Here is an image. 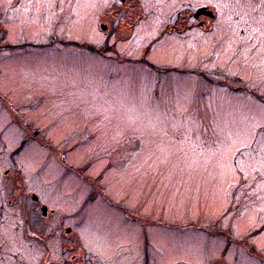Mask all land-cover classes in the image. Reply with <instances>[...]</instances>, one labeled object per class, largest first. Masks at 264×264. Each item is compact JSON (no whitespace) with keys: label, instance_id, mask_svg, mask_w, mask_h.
<instances>
[{"label":"rangeland","instance_id":"obj_1","mask_svg":"<svg viewBox=\"0 0 264 264\" xmlns=\"http://www.w3.org/2000/svg\"><path fill=\"white\" fill-rule=\"evenodd\" d=\"M0 5V186L20 169L58 216L84 218L98 264H143L145 236L164 264H264V0ZM200 5L214 34H167ZM53 33L67 47H40ZM121 230L139 254L107 245Z\"/></svg>","mask_w":264,"mask_h":264},{"label":"flooded vegetation","instance_id":"obj_2","mask_svg":"<svg viewBox=\"0 0 264 264\" xmlns=\"http://www.w3.org/2000/svg\"><path fill=\"white\" fill-rule=\"evenodd\" d=\"M12 1H17L18 3L19 0ZM77 2L73 4L76 5ZM4 9V5H0V31L2 25H4ZM184 12L182 13L179 10L176 12L175 18L177 21L172 22V30L168 31V33L164 32L154 43H158L163 37H166V33L184 40L192 35L191 31H196L198 28L204 35L216 32L214 31L215 27L210 26L209 23L214 21L217 15L209 6L200 5L193 12ZM54 33L51 34L53 39L40 45V47L46 49L61 46L67 47L68 40L63 39L61 35L58 38ZM69 45L71 44L69 43ZM113 45L111 46L113 47ZM83 46H85V49L96 52V47L94 48L90 44H83ZM152 47L147 48L149 52ZM188 73V76L201 75V73L196 71ZM251 94L254 95V92H251ZM2 177L7 182V185L6 188H3V185L0 186V190H2L0 197L2 198L3 196L5 198L4 203L0 206L6 212H0V221L2 222L4 219L6 221L4 224L9 225L11 231L15 225L14 231L9 234L7 229L6 236L12 238L6 239L4 235H1L0 259L3 264H98L95 262V256L97 255L87 245L83 233L85 230L87 238L90 240V232L87 233V229L90 226L89 222L84 221V218H77V216L75 220V217L58 216L56 209L49 208L47 204L43 203L40 193L34 188V184L25 176L22 170L6 169L2 173ZM143 240V264H164L161 260L162 251L159 250L157 243L148 236H145ZM9 242L12 244L11 248H9ZM134 250L135 254L140 253V242H138V249ZM36 254H40L41 259H38V262L35 261L34 255ZM98 258L99 262L104 263L99 255Z\"/></svg>","mask_w":264,"mask_h":264},{"label":"bare ground","instance_id":"obj_3","mask_svg":"<svg viewBox=\"0 0 264 264\" xmlns=\"http://www.w3.org/2000/svg\"><path fill=\"white\" fill-rule=\"evenodd\" d=\"M80 11H82V14H83V7L81 8V6H80ZM82 20H83V22H84V18L82 17V19H80V21L79 22H77V24L78 23H82ZM173 46L175 45V43H173L172 44ZM172 45H171V47H172ZM171 47H169V48H171ZM224 173V172H223ZM225 177H227V173L225 172ZM94 225V224H93ZM89 231H90V226L88 227V229H87V233H89ZM134 234V235H132V234ZM113 233H110V235H112ZM137 233L136 232H132V231H128V232H126L125 233V235H124V231L123 230H121L120 231V233H119V238H117V237H115V236H108V239L106 238V242H107V244L109 245V244H112L113 242H114V240H116V239H118V240H121V239H124V240H126V241H128V242H130V244L134 247V249H138V235H136ZM111 237V238H110ZM89 239H90V241H92V242H98V240H99V238H96V237H93V236H91V235H89ZM102 242V241H101ZM137 252V251H136ZM173 252H174V250L172 251H169V255L167 256L168 258H171V255L173 254Z\"/></svg>","mask_w":264,"mask_h":264},{"label":"trees","instance_id":"obj_4","mask_svg":"<svg viewBox=\"0 0 264 264\" xmlns=\"http://www.w3.org/2000/svg\"><path fill=\"white\" fill-rule=\"evenodd\" d=\"M247 92H249V93H251L252 91L251 90H247ZM255 95V94H254ZM10 105V104H9ZM11 106V105H10ZM42 142V144H44V145H49V144H47L46 143V141H41Z\"/></svg>","mask_w":264,"mask_h":264}]
</instances>
